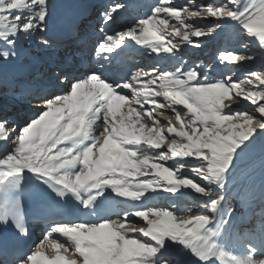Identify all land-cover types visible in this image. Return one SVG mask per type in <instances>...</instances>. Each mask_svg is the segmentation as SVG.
<instances>
[{
    "label": "snow or ice",
    "instance_id": "1",
    "mask_svg": "<svg viewBox=\"0 0 264 264\" xmlns=\"http://www.w3.org/2000/svg\"><path fill=\"white\" fill-rule=\"evenodd\" d=\"M54 8L52 0H0V77L36 108L23 123L0 115V229L12 230L0 239V264H264V208L253 220L230 203L264 139V71L237 76L244 62L264 58V0H157L122 30L133 5L111 0L62 35ZM205 20L213 21L206 30ZM226 25L257 42L258 53L219 51L220 75L179 55L216 29L229 39ZM32 45L67 54L41 71L25 64ZM137 51L173 67L125 70ZM241 102L248 108L234 107ZM25 180L55 194L50 214L31 225L17 195ZM193 201L203 212L193 214Z\"/></svg>",
    "mask_w": 264,
    "mask_h": 264
},
{
    "label": "rangeland",
    "instance_id": "2",
    "mask_svg": "<svg viewBox=\"0 0 264 264\" xmlns=\"http://www.w3.org/2000/svg\"><path fill=\"white\" fill-rule=\"evenodd\" d=\"M111 1V0H110ZM53 2V0H52ZM157 0H140V3L142 4V10H146L142 13L144 15L149 14L150 8L153 4H155ZM198 3H209V2H222V0H197ZM253 3L256 2V0H252ZM177 4L184 3V0H176ZM130 19L132 16H128ZM200 26L203 27L205 30L207 29V26L212 24L213 21L211 20H205L199 22ZM229 25H226V29H228ZM220 29L214 30L212 36H203L199 38L200 42L202 43V47L200 48H193L188 45H183L181 53L179 54L182 56L185 60L188 61L189 65L195 64V63H204V64H211L214 68H217V75L222 74L219 66L216 65V58L219 51H242V52H257L258 53V47L257 42L255 41H249V38L246 36H241L237 31L233 30L228 33L225 32V36L229 39H218L217 34L220 33ZM178 39V38H177ZM194 40L196 38H193ZM94 43V40L91 39L89 41V44L91 45ZM244 43H248L249 47L247 49L242 48L241 45ZM199 51L198 54H194V51ZM36 52H39L36 50ZM153 57H156L155 54H152ZM163 62V61H162ZM159 64V61L157 60L156 63H154V66ZM163 68L165 69H171L173 67L172 64L163 62ZM264 71V58H260L259 55L257 57V60L253 62H244L242 66L238 67L237 76L242 77L246 72L248 71ZM145 71H147L145 69ZM223 71H227L224 69ZM5 77H0V93L1 91H4V88H10L12 86V80L9 79H2ZM4 80V81H3ZM4 87V88H3ZM11 90L8 92H4L2 95L3 99H12L15 101L14 95L10 93ZM129 95V93H128ZM130 96V95H129ZM160 99V98H157ZM11 103V102H9ZM226 103H230L227 102ZM14 108H15V104ZM145 107H148L145 105ZM234 107L239 109H245L248 108V105L246 102H241L239 105H234ZM34 109L30 110L29 112H32ZM250 110V109H249ZM33 113L32 115H34ZM19 117V116H18ZM166 121V119H165ZM165 121H162V123H165ZM258 127V125H257ZM165 149H161V151H164ZM254 159L259 160V164L256 166H252L249 170H247L243 176L240 178V180L237 179V182L235 186L231 190V196L232 198H238L241 200V207L243 206L248 210H251V217L254 220L256 218V213L261 211L262 208H264V200L261 199V191L262 186H264V139L259 140L257 142V145L255 146L252 153H250L249 157L246 158L245 165L252 163ZM261 159V160H260ZM171 163V161L169 162ZM244 165V166H245ZM190 178L196 179L194 176H191L189 173ZM198 212H202L201 208L199 207H193V213L196 214ZM237 227V231L243 232L244 230V222L243 221H237L233 228Z\"/></svg>",
    "mask_w": 264,
    "mask_h": 264
},
{
    "label": "bare ground",
    "instance_id": "3",
    "mask_svg": "<svg viewBox=\"0 0 264 264\" xmlns=\"http://www.w3.org/2000/svg\"><path fill=\"white\" fill-rule=\"evenodd\" d=\"M97 2V8L99 10V8L101 6H103L104 4L110 3V0H53V4L55 5L54 8V17H55V21H56V25L58 30L60 31V29L63 26V23L66 19L67 16H69L70 14H72L75 10L79 9V10H86L88 8L92 9L94 7V3ZM125 2L130 3L131 5H133V8L129 10L128 13H126L128 16H132L131 20H126L124 21V23H121L120 25H118L116 27L115 30H122L125 26L130 25L131 23L134 22V19L139 17V16H144V12L145 10H142V4L140 3V0H125ZM126 14L123 18L126 19ZM232 31L231 26L228 27L227 32L230 33ZM93 39L94 42L97 39V34L96 33H91L90 34V40ZM89 40V41H90ZM89 47H91V45L89 44ZM137 48L139 46H136ZM36 50H38L39 52H36ZM199 51H194V54H198ZM67 53L63 50H57L54 52H48V53H44L41 52L35 45H32L29 48V51L27 53L26 59H25V64L31 66V65H35L36 67H38V65H36L35 61L37 60L38 62H42L43 64V68L54 58L58 57V56H64ZM133 59V61H132ZM152 60L153 62H157L158 58L157 57H153L152 55H148L146 53H143L142 51H137V52H133L130 56L127 57L126 61L124 62V64L122 65V67L125 70H132L134 71L136 67H141L143 69H145V66H147V61ZM163 62L159 61V64L157 63V65H150L148 67V71H150L153 68H157L159 67L160 70H165V68H163ZM144 66V67H143ZM11 79L10 76L2 78V79ZM4 81V80H3ZM12 88V86L10 88H4V91H1L0 93V101H1V97L3 96L2 94L6 91L8 92V90L10 91ZM11 93V92H10ZM12 94V93H11ZM129 95H131L129 93ZM15 97V96H14ZM17 98V97H16ZM19 101H22L23 103H25L23 106V109L19 110L20 114L19 117H16L15 120L18 123H23L27 118L33 116L32 114L36 112V108L34 105L29 104L27 102V100L22 99V98H18ZM148 106V105H146ZM34 109L32 112H29L30 110ZM11 109L9 107H6L4 114L10 112ZM3 113H0V115ZM14 119V118H11ZM161 121H165L166 118H160ZM166 122V121H165ZM261 160V159H260ZM259 164V160L258 159H254L252 163H249L247 165H245V169L246 171L249 170L253 165L256 166ZM245 171V172H246ZM243 175H239L238 176V180H240V178ZM189 199H192L191 197ZM194 203H197V201H194ZM236 204H238V202L236 201ZM241 204V203H239ZM202 210V209H201ZM249 210H247L248 213ZM203 212V211H202ZM201 212H198L196 214H200ZM246 213V214H247ZM194 214V213H193ZM251 215V213H249ZM38 219H40L41 221L43 220V216L38 215ZM84 219H87V217H84ZM75 220V219H73ZM39 229V228H37ZM233 232H237V227L233 228ZM6 233V231L4 229H0V237L3 236ZM41 232L40 230H38L36 236H40ZM235 251H237L238 253L242 252L241 248H235ZM44 256L46 258L52 259L55 257L56 253L54 250H52L50 247H48L47 249L44 250ZM63 254V253H61Z\"/></svg>",
    "mask_w": 264,
    "mask_h": 264
}]
</instances>
